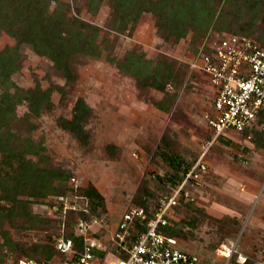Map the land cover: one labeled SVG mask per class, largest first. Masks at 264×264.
Instances as JSON below:
<instances>
[{
  "label": "rangeland",
  "instance_id": "rangeland-1",
  "mask_svg": "<svg viewBox=\"0 0 264 264\" xmlns=\"http://www.w3.org/2000/svg\"><path fill=\"white\" fill-rule=\"evenodd\" d=\"M72 7L77 24L85 19L105 29L110 18L107 1L97 14L82 0L73 2ZM221 25L206 34L190 31L176 39L161 35L156 15L145 12L132 33L110 32L108 52L117 59L134 52L151 69L167 60L164 67L175 78L165 90L142 88L134 75L107 59L106 52L101 58H77L73 62L76 79L68 82L54 63L38 55L30 43H19L6 31L0 33V48L17 44L20 48L21 67L13 80L23 88L41 84L44 89H53L54 107L35 117L29 114L28 103L11 87L17 117L8 129L20 140L41 144L43 159L37 155H27L28 158L64 170L69 178L55 184L70 190L63 199L50 198L51 203L34 201L32 211L46 222L32 223L16 217L14 227L6 221L3 227L10 230L14 244L32 253L37 244L75 234L80 221L88 224L89 236L104 244L113 243L119 221L128 209L138 205L137 200L151 191L149 205L153 209L160 197L162 202L161 194L171 191L163 181L171 171L163 156L165 151L184 162L179 165L180 171L200 158L207 164L199 183L184 187L188 200L172 205L166 215L168 225L181 230L178 238L183 247L210 254L220 244L242 234L240 252L256 261L264 259V148L258 147L254 138L238 133L211 144L213 133L206 114L211 111L213 92L207 77L196 67L197 48L221 35ZM103 36L104 31L99 41ZM78 97L92 108L85 122L90 133L86 143L59 123L60 118L71 117ZM17 144L24 147L23 143ZM90 186L104 196L105 207L91 220H83L79 209L86 207L87 199L78 189ZM108 259L117 258L109 254Z\"/></svg>",
  "mask_w": 264,
  "mask_h": 264
},
{
  "label": "trees",
  "instance_id": "trees-1",
  "mask_svg": "<svg viewBox=\"0 0 264 264\" xmlns=\"http://www.w3.org/2000/svg\"><path fill=\"white\" fill-rule=\"evenodd\" d=\"M79 1L81 0H0V33L6 31L19 43H30L38 55L47 57L54 63L55 69L68 82L76 79L73 62L77 58H101L106 52L107 59L117 63L123 71L134 75L139 86L159 90H165L168 83L175 78L171 70L164 67L167 60L151 69V65L134 52H128L121 59L108 52L110 32L132 33L145 12L156 15L158 31L165 37L175 36L176 39H181L190 31H202V34H206L209 29L222 23V27L218 28L221 32L248 36L264 45V0H82L93 14H97L101 4L107 1L110 18L105 29L85 19L77 24V14H72L71 11L72 3ZM76 10L80 11L78 7ZM102 31L104 36L99 41ZM208 45L209 41L204 44L206 49ZM201 50L202 46L197 48L198 55ZM20 56L18 44L0 48V263L5 260L6 251L12 252L15 257L36 256L39 253L53 257L58 254L54 241L33 246L32 253L17 246L11 238L10 230L4 228L3 224L8 221L15 227L16 217L32 223L46 222L45 218L32 211V204L41 200L51 203L50 198L67 196L70 191L69 187L55 184L56 181L69 178L64 170L41 165L28 158L27 155H37L43 159L41 150L44 147L30 139L20 140L15 132L8 129L17 117L13 109L11 87L16 88L17 96L28 103L29 114L35 117H40L44 111L54 107L52 88L44 89L41 84L34 88H23L13 80V74L21 67ZM91 114L92 108L86 100L78 97L71 117L60 118L59 123L64 129L74 133L81 142L86 143L90 139V133L85 128V122ZM260 125L262 128L258 129ZM238 134L254 138L256 145L264 148V105L255 124ZM224 137L220 136L219 139ZM19 142L23 143V148L17 144ZM163 156L171 166L166 178H162L165 185L167 183L171 187V191L161 194L165 197L176 190L194 163L185 164L180 171L179 165L184 162L178 155H170L164 151ZM78 191L87 199L86 207L79 209L81 218L91 220L99 215L105 207V200L98 189L90 186L79 188ZM151 195L150 191L147 196L137 200V206L143 207L147 215L141 229H146L147 222L162 206L160 197L156 207L151 209ZM187 200L184 191H181L178 203ZM60 207H63V202ZM198 210L204 213L202 208ZM69 211L72 212L73 209L70 208ZM159 229L177 237L181 232L168 224L160 225ZM65 236L74 238L81 245L82 237L75 234ZM6 247L10 250H4Z\"/></svg>",
  "mask_w": 264,
  "mask_h": 264
},
{
  "label": "built area",
  "instance_id": "built-area-1",
  "mask_svg": "<svg viewBox=\"0 0 264 264\" xmlns=\"http://www.w3.org/2000/svg\"><path fill=\"white\" fill-rule=\"evenodd\" d=\"M196 67L207 77L213 92L211 111L206 114L211 130V144L220 136L240 133L252 127L264 105V45L253 38L222 33L202 46ZM207 164L202 158L188 170L176 190L162 199V206L147 222L145 209L135 206L128 209L118 223L113 243L104 244L88 235V224L80 221L76 236H58L54 245L58 252L15 257L6 251L0 264H264L240 252L242 234L218 246L212 253L183 247L181 240L159 229L168 224L167 212L178 203L181 191L188 183H199ZM63 199V196H60ZM58 207V206H57ZM114 254L116 260L108 259Z\"/></svg>",
  "mask_w": 264,
  "mask_h": 264
}]
</instances>
